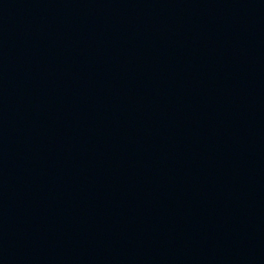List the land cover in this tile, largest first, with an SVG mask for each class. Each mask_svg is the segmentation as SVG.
Here are the masks:
<instances>
[{"label":"water","instance_id":"95a60500","mask_svg":"<svg viewBox=\"0 0 264 264\" xmlns=\"http://www.w3.org/2000/svg\"><path fill=\"white\" fill-rule=\"evenodd\" d=\"M0 264H264V0H0Z\"/></svg>","mask_w":264,"mask_h":264}]
</instances>
